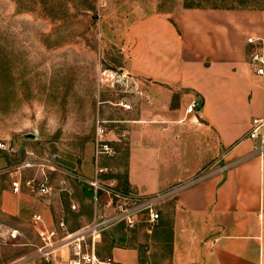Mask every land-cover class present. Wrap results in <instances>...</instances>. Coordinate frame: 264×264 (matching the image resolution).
Instances as JSON below:
<instances>
[{
  "label": "rangeland",
  "instance_id": "rangeland-1",
  "mask_svg": "<svg viewBox=\"0 0 264 264\" xmlns=\"http://www.w3.org/2000/svg\"><path fill=\"white\" fill-rule=\"evenodd\" d=\"M182 6L262 8L264 0H0V141L8 147L0 148V264H45L32 260L40 244L31 225L34 212L49 207L56 225L58 204L68 227L90 222L95 209L111 214L103 191L95 204L81 189L94 175L90 155L95 122L102 118L110 121V128L117 127L119 140L112 142L111 158L102 161L107 171L101 179L120 189L114 180L116 164L140 129L126 125L124 112L139 118L147 102L142 90L148 83L131 72V62L141 60L146 44L171 22L168 12ZM149 86L158 90L154 81ZM190 91L181 88L178 94ZM191 93L183 96L184 109L191 100L202 101ZM178 94L172 95L171 108ZM124 104L130 107L124 109ZM185 114L184 121L192 117ZM116 118L121 121H113ZM56 156L75 167L56 162ZM199 173L182 183L197 179ZM45 177L55 189L51 194L11 192L12 179ZM156 209L159 212L158 205ZM137 218L131 229L122 223L106 228L95 242L97 255L111 256L112 246L130 245L138 251V264H179L170 233L158 227L159 218L152 225ZM65 254V248L59 250V255Z\"/></svg>",
  "mask_w": 264,
  "mask_h": 264
},
{
  "label": "crops",
  "instance_id": "crops-1",
  "mask_svg": "<svg viewBox=\"0 0 264 264\" xmlns=\"http://www.w3.org/2000/svg\"><path fill=\"white\" fill-rule=\"evenodd\" d=\"M168 14L171 22L143 45L141 60L131 62V72L148 83L142 90L147 102L139 118L124 112L126 125L140 129L116 164L114 180L140 196L163 194L158 227L170 233L179 264H264V148L259 151L258 141L247 136L251 119L264 117V72L250 70L252 45L246 42L249 36L261 38L264 53V7L182 6ZM153 81L158 90L149 86ZM181 88L191 91L178 94ZM191 92L202 101L184 121L183 96ZM174 94L178 100L171 108ZM97 119L113 147L117 127ZM110 156L100 155L99 165ZM90 157L94 166L93 148ZM200 171L197 179L182 183ZM177 182L182 185L175 189ZM23 192L32 196L22 181L20 192L12 193ZM55 209L57 218L66 217L58 204ZM36 213L41 220L36 226L31 217L35 232L55 226L49 207ZM78 227L67 225L70 231ZM111 256L113 264H138L134 246L114 245Z\"/></svg>",
  "mask_w": 264,
  "mask_h": 264
},
{
  "label": "built area",
  "instance_id": "built-area-1",
  "mask_svg": "<svg viewBox=\"0 0 264 264\" xmlns=\"http://www.w3.org/2000/svg\"><path fill=\"white\" fill-rule=\"evenodd\" d=\"M246 42L251 44L247 62L250 70L256 74L264 72V53L263 40L249 36ZM199 102L191 100L185 109L186 114L196 112ZM124 107L129 108L128 104ZM107 129L103 121L97 119L95 122V133L93 139V158H94V176L86 181L91 188V197L97 203L99 192L103 191L107 196L105 206L111 208L110 215H102L94 210L93 217L90 222L75 230H68L64 216L57 219V224L51 228L40 226L36 229L40 244L37 246L33 261L36 259L43 261L45 264H113L114 260L111 256L100 257L95 249V242L101 236V233L111 224L122 223L126 229L135 226L137 215L143 217L141 221L152 225L159 218V212L156 209L158 201L163 194L155 193L148 196H140L133 191H123L118 189L112 183L104 182L100 179L101 174L106 173L107 167L98 163L99 156L102 154L112 155L114 148L109 144L105 135ZM247 136L258 141V150L264 148V117L252 118ZM0 148L7 149V145L0 141ZM53 168L52 166H49ZM44 175V174H43ZM11 190L18 193L21 190L22 181L20 178L12 179L10 182ZM30 193L38 196H45L54 191L46 177L39 181L31 178L25 181ZM182 185V184H181ZM176 186L175 189L181 187ZM173 191V190H172ZM70 208L75 209L74 202L70 203ZM41 220L39 213L32 214V221L37 226ZM213 244V242L211 243ZM65 248L66 254L59 255V250Z\"/></svg>",
  "mask_w": 264,
  "mask_h": 264
},
{
  "label": "water",
  "instance_id": "water-1",
  "mask_svg": "<svg viewBox=\"0 0 264 264\" xmlns=\"http://www.w3.org/2000/svg\"><path fill=\"white\" fill-rule=\"evenodd\" d=\"M26 136H27V137H35V133H27ZM53 159H54L56 162H58V163H60V164H62V165H64V166H66V167H69V168H74V167H75V163H73V162H71V161H69V160H67V159H65V158H62V157L56 156V157H53ZM81 189H82V191H83L86 195H88V196L91 195L92 190H91V188H90L89 186H87L86 184H81ZM119 239H120V240H124L123 237H121V238H119Z\"/></svg>",
  "mask_w": 264,
  "mask_h": 264
}]
</instances>
